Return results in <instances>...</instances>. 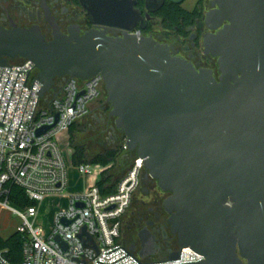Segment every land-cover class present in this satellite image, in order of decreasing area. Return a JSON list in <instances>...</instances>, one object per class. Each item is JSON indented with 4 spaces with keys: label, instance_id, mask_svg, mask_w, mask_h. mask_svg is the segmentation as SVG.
Listing matches in <instances>:
<instances>
[{
    "label": "water",
    "instance_id": "water-1",
    "mask_svg": "<svg viewBox=\"0 0 264 264\" xmlns=\"http://www.w3.org/2000/svg\"><path fill=\"white\" fill-rule=\"evenodd\" d=\"M80 2L94 24L121 27L122 36L54 26L46 40L36 25H0V65L30 61L40 97L58 94L62 78L102 77L114 127L145 176L170 193L163 206L179 249L160 260L190 247L200 264H264V0H214L207 23L217 32L203 46L217 58V78L130 33L132 0Z\"/></svg>",
    "mask_w": 264,
    "mask_h": 264
},
{
    "label": "built area",
    "instance_id": "built-area-1",
    "mask_svg": "<svg viewBox=\"0 0 264 264\" xmlns=\"http://www.w3.org/2000/svg\"><path fill=\"white\" fill-rule=\"evenodd\" d=\"M37 73L28 60L0 65V207L20 219L15 230L22 236L19 264H200L203 256L190 247L182 248L176 259L145 260L121 242V218L143 172V160L137 156L114 192L102 195L94 183L68 196L47 231L35 226L37 204L47 196L64 194L68 185L59 136L83 119L105 90L100 75L85 80L67 77L58 94L50 90L40 97ZM41 129L45 130L38 134ZM122 151H128L124 140ZM76 169L94 177L103 167L80 163ZM12 187L22 190L32 204L13 205ZM83 228L85 234L79 236ZM0 264H11L2 252Z\"/></svg>",
    "mask_w": 264,
    "mask_h": 264
},
{
    "label": "flooded vegetation",
    "instance_id": "flooded-vegetation-1",
    "mask_svg": "<svg viewBox=\"0 0 264 264\" xmlns=\"http://www.w3.org/2000/svg\"><path fill=\"white\" fill-rule=\"evenodd\" d=\"M132 1L131 9L137 14V19L134 23L129 22L134 27L130 33L150 37L168 46L172 55L189 61L196 69H209L214 77H218L217 58L205 53L203 46L204 36L217 32L209 28L214 22L207 23L208 13L218 9L214 0H194L190 7L183 6L186 0L180 3L177 0H163L162 6L158 8L155 6L156 0ZM12 23L20 27L36 25L46 40L52 38L54 26L63 34L75 31L82 34L95 28L112 37H119L124 33V29L116 25L94 24L80 0L0 1V25L10 27ZM225 23L226 21L220 27ZM66 79L67 77L60 79L56 87L61 89ZM104 95L106 96L105 90L101 97ZM108 111L109 104L105 97L85 117H91L99 123V132L105 133L107 143H119L123 141V134L114 127V119L108 115ZM138 189L142 198L136 201L131 198L130 205L122 216L123 220L121 218L123 225L121 224L120 237L129 251L142 256V259L166 258L179 249L178 235L171 232L168 222L170 214L163 206L170 193L162 191L156 180L146 177L144 170Z\"/></svg>",
    "mask_w": 264,
    "mask_h": 264
},
{
    "label": "rangeland",
    "instance_id": "rangeland-1",
    "mask_svg": "<svg viewBox=\"0 0 264 264\" xmlns=\"http://www.w3.org/2000/svg\"><path fill=\"white\" fill-rule=\"evenodd\" d=\"M0 1L3 2V0ZM193 2L194 0H186L183 6L190 7ZM20 61V58L13 59V63H17ZM105 97V95L102 96L97 103H102L105 100ZM97 103L95 106L98 105ZM98 127V122L92 120L91 117H85L78 121L73 129L68 133H64L59 136L60 147L68 164V185L64 191V194L54 197H46L42 202H39L37 204L38 214L35 219V226L40 228L42 231H47L51 226L56 209L59 206L66 205L68 195L72 192H83L91 182L90 176L81 175L76 169L75 164H77L78 162L74 163L72 160V155L75 152L74 145L82 149L85 155L84 160L90 161L98 154L103 153L106 149L114 148L116 145L123 142L121 140L119 143L115 144H113L112 142L107 143V137L105 133H100ZM135 156L136 154L133 151H122L117 162L107 167L112 166V172L119 176L124 175L125 172L129 169ZM104 168L105 167H103V169ZM141 198L142 196L139 193V189L137 188L134 192V195L132 196V200L136 201ZM122 220L121 224L123 225ZM19 223L20 219L14 212L10 211L9 209H3L0 207V235L6 237L9 236L16 230V226ZM121 242L124 243L122 237Z\"/></svg>",
    "mask_w": 264,
    "mask_h": 264
},
{
    "label": "trees",
    "instance_id": "trees-1",
    "mask_svg": "<svg viewBox=\"0 0 264 264\" xmlns=\"http://www.w3.org/2000/svg\"><path fill=\"white\" fill-rule=\"evenodd\" d=\"M10 62L13 63V60H11ZM76 123L71 125L68 132L73 129ZM74 148L75 152L72 155V160L74 163H97L100 166L105 167L101 171L99 179L96 181V185L99 188L100 193L102 195H105L114 192L117 182L123 175L119 176L115 174L111 170L112 166H107L113 165L117 162L122 152V142L116 145L114 148L106 149L103 153L98 154L97 156H95V158L90 161L84 160L85 155L81 148L75 145ZM9 201L13 203V205H15L16 207H24L32 204V202L27 199L23 191L16 187L11 188ZM0 252H2L4 257L11 264H19L22 260V236L16 231L11 233L6 238L0 235Z\"/></svg>",
    "mask_w": 264,
    "mask_h": 264
},
{
    "label": "crops",
    "instance_id": "crops-1",
    "mask_svg": "<svg viewBox=\"0 0 264 264\" xmlns=\"http://www.w3.org/2000/svg\"><path fill=\"white\" fill-rule=\"evenodd\" d=\"M99 179V175H96V176H94V177H90V184L88 185V187L90 186V185H92V184H94V183H96V181ZM85 191V190H84ZM82 193V192H81ZM75 194H80L79 192H72V193H70L69 195H75ZM68 195V196H69ZM47 197H54V196H47ZM60 207H63V206H59L58 208H60ZM57 208V209H58ZM56 209V210H57ZM2 236V235H1ZM4 238H6V236H3Z\"/></svg>",
    "mask_w": 264,
    "mask_h": 264
}]
</instances>
